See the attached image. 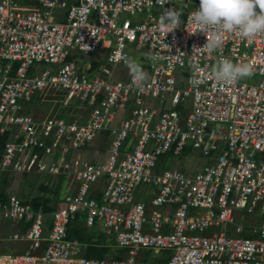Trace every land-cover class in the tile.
I'll list each match as a JSON object with an SVG mask.
<instances>
[{"label": "built area", "instance_id": "1", "mask_svg": "<svg viewBox=\"0 0 264 264\" xmlns=\"http://www.w3.org/2000/svg\"><path fill=\"white\" fill-rule=\"evenodd\" d=\"M20 2L0 0V61L17 64L0 70V173L63 177L67 188L47 213L14 195L0 201V224L16 227L7 239L27 244L21 254L0 253V264H264V34L224 33L209 53L202 47L211 33L191 20L200 0ZM169 8L182 15L167 34L159 17ZM72 49L106 56L81 69L66 60ZM128 50L144 52L143 91L129 87ZM222 57L253 64L257 84L218 83L211 69ZM57 89L63 106L90 108L83 123L24 113V103ZM99 138L109 144L104 164L73 155ZM185 148L206 165L158 168ZM142 186L152 189L147 201L137 195ZM237 212L260 219L242 224ZM77 214L125 257L81 256L67 237ZM146 253L159 258L144 261Z\"/></svg>", "mask_w": 264, "mask_h": 264}, {"label": "clouds", "instance_id": "2", "mask_svg": "<svg viewBox=\"0 0 264 264\" xmlns=\"http://www.w3.org/2000/svg\"><path fill=\"white\" fill-rule=\"evenodd\" d=\"M168 2L169 0H157L159 4ZM181 15L177 9H164L159 17L160 28L166 29L167 34L174 32L180 26ZM191 20L199 32L211 33L202 47L211 53L223 46L224 33L235 32L248 40L264 34V0H200L199 7L191 14ZM146 58L153 62L159 59L151 53ZM126 65L131 76L129 87L143 91L150 82V74L134 58H127ZM211 72L218 83L234 84L251 77L254 74V65L233 63L232 60L222 57L212 67Z\"/></svg>", "mask_w": 264, "mask_h": 264}, {"label": "rangeland", "instance_id": "3", "mask_svg": "<svg viewBox=\"0 0 264 264\" xmlns=\"http://www.w3.org/2000/svg\"><path fill=\"white\" fill-rule=\"evenodd\" d=\"M70 52L72 53V57L74 59V63L81 69H87L89 67H93L91 65L95 64V61L99 59V55L96 54V52H92L89 54H83L81 52H78L76 50H70ZM128 54H130L131 58H135L136 57V61L139 62V59L142 57L144 52H140V53H135L133 51H127ZM7 65H14V63L8 62V61H0V70L4 69ZM258 81V77L256 76H251L249 78H244L239 80L240 83H247V84H257ZM66 93L62 92L60 89H57L55 91H53L52 94L49 93H42L40 94L36 100H31L30 102L24 103V113L32 116L34 119L36 120H43L46 117H50V116H55V110H57L56 112H61V102L63 101V99L65 98ZM75 103V102H74ZM73 104V103H72ZM80 110H83L82 107H80ZM86 111H83V114ZM54 114V115H53ZM58 115V114H57ZM184 115V114H183ZM61 116V115H60ZM83 116V115H82ZM104 136V134H102ZM102 139L99 138L92 146L90 149L84 150V151H80V152H74V156H79V155H83L82 159H85L87 161L94 159V161H96L99 164H104L108 154L110 152L109 150V144L105 143L104 145H102ZM207 163V159L202 158L199 154H197V152L193 151L189 152V153H184L180 156L177 157H170L166 160H160L159 169H162L163 166L164 168H168V167H178L180 169H182L183 171L186 172H195L200 170L204 165H206ZM36 175H31V178H35ZM19 177L20 176H16L15 180L13 181L12 185L10 186L11 191L9 190L8 193L11 194H15V191L18 190V186H19ZM42 177V176H39ZM41 182V179L39 178L38 181H36V183L32 186H27L26 184L23 183L22 184V189L25 192H29L31 196H35L36 194L39 193L38 190V183ZM144 187V188H143ZM145 190V191H144ZM151 188L148 186H142V188L140 187L138 189L137 195L138 197L142 200L147 201L146 199V193L147 196L149 193H151ZM56 201V200H54ZM236 221L238 220V222H242V224L244 222H251V221H255L258 222L259 221V217H256L255 215L252 214H246V213H242V212H237L236 213ZM15 226L13 224H8V229H0V252L2 253H9V254H21L24 252V250L27 247L26 242H14V241H10L6 238V235L11 233L12 231H14ZM95 229H90V232H93ZM217 231H220V229H217ZM106 240L108 244H112L114 242L112 236H106ZM111 253V252H109ZM145 253V252H143ZM147 257L144 258V261L147 262H153L156 261V258H159L157 255L153 254V253H146ZM106 257V256H104Z\"/></svg>", "mask_w": 264, "mask_h": 264}, {"label": "trees", "instance_id": "4", "mask_svg": "<svg viewBox=\"0 0 264 264\" xmlns=\"http://www.w3.org/2000/svg\"><path fill=\"white\" fill-rule=\"evenodd\" d=\"M22 2L20 3L21 6L24 5L22 4ZM60 19L61 21H64V17H60ZM97 54L100 57L98 60L95 61V64L91 66L95 67L104 62L106 52H98ZM66 60L70 62H74V59L71 55H69L66 58ZM16 66L17 64L15 63L12 67L11 72L16 68ZM33 100L35 101L36 99ZM72 103H70L69 106H63L61 102V107H62L60 112L61 116L59 115V112L57 113L56 112L57 110H55L56 115L50 117H59L67 121L76 120L79 123H83L84 119L87 116V113L83 114V111L85 110L86 112H88L90 108L86 105L80 106L78 103H74V102ZM80 107H82L83 110H80ZM6 140H7V133L0 135V154L2 153V149ZM189 152L190 149L185 148L183 153H189ZM16 176H20L19 177L20 181H19L18 190L15 191L16 195H14L8 193V191L9 190L11 191L10 186L12 185ZM39 178L41 179V182L38 183L37 185L39 190L38 194H36L35 196H31L29 192L23 191L22 189L23 183L26 184V187L27 186L30 187L34 185L36 181L39 180ZM62 184H63V177L35 176V178H31V176L29 175H20L12 172H1L0 201L5 202L10 195H14L20 201V203L29 204L34 210L41 209L43 210L44 213H47L52 211L53 204H55L56 202L54 200L58 199ZM95 197L97 199L99 198V192L96 193ZM8 224L10 223H6V222L1 223L0 229H4V228L8 229ZM13 225L15 226V224ZM26 228L27 225H22L21 227V229L23 230H25ZM14 230H16V228H14ZM67 237L69 239L78 241L82 245L81 256L88 259L89 258L102 259L104 258V256L110 255L111 259L120 260L124 258L126 254V251L124 249L115 248L114 242L112 244H108L106 240V235L102 233L100 229H95L93 232H90V229L85 225L84 217L81 214H77L68 224ZM161 260H166V257H161Z\"/></svg>", "mask_w": 264, "mask_h": 264}, {"label": "crops", "instance_id": "5", "mask_svg": "<svg viewBox=\"0 0 264 264\" xmlns=\"http://www.w3.org/2000/svg\"><path fill=\"white\" fill-rule=\"evenodd\" d=\"M23 0H21V2H22ZM67 1H71V2H75L76 0H67ZM20 2V3H21ZM37 3V0H25V1H23L22 2V4H24V5H22V7H25V8H32V7H36V4ZM27 4H29V5H27ZM35 4V5H34ZM34 5V6H33ZM58 16H61V12H59V14H58ZM97 54V53H96ZM118 70H115V72H117ZM90 161H94V159H92V160H90ZM95 163H97L96 161H94ZM99 164V163H98ZM66 188H67V186H66V182L64 181V178H63V184H62V186H61V190H60V193H59V197H58V199L56 200V202L59 200V198H60V196H62L63 194H65V192H66ZM97 193V192H96ZM96 193H95V195H96ZM99 195H100V192H99ZM96 198V197H95ZM97 199V198H96ZM99 199V198H98ZM55 202V203H56ZM53 206H54V204H53ZM16 228V227H15ZM5 229V228H4ZM92 229V228H91ZM93 229H95V228H93ZM96 229H99V228H96ZM103 233V232H102ZM107 236V235H106ZM115 244V243H114ZM115 247V246H114ZM93 259H97V258H93ZM102 259H111L110 258V255H107L106 257H104V258H102ZM111 260H114V259H111Z\"/></svg>", "mask_w": 264, "mask_h": 264}, {"label": "bare ground", "instance_id": "6", "mask_svg": "<svg viewBox=\"0 0 264 264\" xmlns=\"http://www.w3.org/2000/svg\"><path fill=\"white\" fill-rule=\"evenodd\" d=\"M85 113H87V112H85ZM193 153V152H192ZM142 188V187H141ZM145 191V190H144Z\"/></svg>", "mask_w": 264, "mask_h": 264}]
</instances>
